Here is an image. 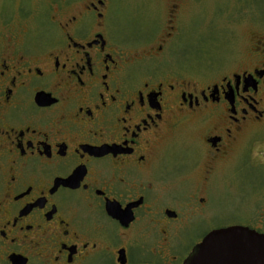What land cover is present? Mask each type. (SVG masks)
<instances>
[{"label":"flooded vegetation","instance_id":"1","mask_svg":"<svg viewBox=\"0 0 264 264\" xmlns=\"http://www.w3.org/2000/svg\"><path fill=\"white\" fill-rule=\"evenodd\" d=\"M139 1L137 41L115 0H46L40 42L38 10L0 18V264H182L240 226L217 196L264 136V35L193 75L161 60L187 0Z\"/></svg>","mask_w":264,"mask_h":264},{"label":"rangeland","instance_id":"2","mask_svg":"<svg viewBox=\"0 0 264 264\" xmlns=\"http://www.w3.org/2000/svg\"><path fill=\"white\" fill-rule=\"evenodd\" d=\"M45 1L0 0V18L17 17L19 11L31 15L38 10L34 20L39 23L38 34L31 38L40 42L51 27L45 17ZM139 2L115 0L120 37L129 41L142 37ZM178 27L177 41L161 60L170 68L199 74L211 64L238 59L253 31L264 35V0H187ZM186 141L183 138L178 144ZM238 144L241 146L226 162L222 191L217 196L222 200L223 225L245 226L264 234V136L244 138Z\"/></svg>","mask_w":264,"mask_h":264},{"label":"water","instance_id":"3","mask_svg":"<svg viewBox=\"0 0 264 264\" xmlns=\"http://www.w3.org/2000/svg\"><path fill=\"white\" fill-rule=\"evenodd\" d=\"M182 264H264V234L244 226L211 231Z\"/></svg>","mask_w":264,"mask_h":264},{"label":"snow or ice","instance_id":"4","mask_svg":"<svg viewBox=\"0 0 264 264\" xmlns=\"http://www.w3.org/2000/svg\"><path fill=\"white\" fill-rule=\"evenodd\" d=\"M227 87H229V88H235L237 91L240 90V84H239V82H236V83H233V84H229V85H227ZM218 92H219V90H218ZM229 99L230 100H235V99H237V97H234V95L232 93H229ZM233 107H234V104H233Z\"/></svg>","mask_w":264,"mask_h":264}]
</instances>
